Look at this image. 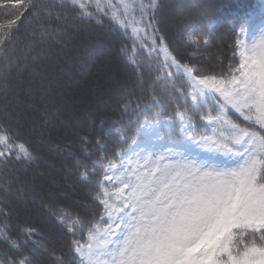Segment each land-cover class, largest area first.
Wrapping results in <instances>:
<instances>
[{
	"label": "trees",
	"instance_id": "obj_1",
	"mask_svg": "<svg viewBox=\"0 0 264 264\" xmlns=\"http://www.w3.org/2000/svg\"><path fill=\"white\" fill-rule=\"evenodd\" d=\"M259 2L156 0L144 23L154 44L163 40L196 75L229 81L240 31ZM85 12L72 0H0V131L33 157L0 161V264H80L75 243L105 221L106 166L144 120L183 111L202 132L204 117L219 112L210 99L191 101L184 74H168L161 55L140 45L153 46L149 40ZM249 115L230 119L264 138V123ZM231 135L223 125L215 130L222 143Z\"/></svg>",
	"mask_w": 264,
	"mask_h": 264
},
{
	"label": "snow or ice",
	"instance_id": "obj_2",
	"mask_svg": "<svg viewBox=\"0 0 264 264\" xmlns=\"http://www.w3.org/2000/svg\"><path fill=\"white\" fill-rule=\"evenodd\" d=\"M199 84L214 87L237 111L247 109L248 119L255 115L264 123V50H254L241 63L238 86L235 77L230 89L219 81L201 79ZM231 140L235 143L229 147ZM200 141L206 148L227 152L233 145H243L244 164L228 170L162 164L136 175L134 181L128 178L127 202L133 213L120 216L127 235L111 264H264V138L233 126L224 144L210 137ZM13 153L21 162L33 159L24 144H16L10 134L0 135V161L6 164ZM116 198H122L119 190ZM104 204L111 219L113 206L107 200ZM90 240L86 250L77 248L84 257L80 264H101L105 240L98 234L90 235ZM249 240L250 245L245 243Z\"/></svg>",
	"mask_w": 264,
	"mask_h": 264
},
{
	"label": "rangeland",
	"instance_id": "obj_3",
	"mask_svg": "<svg viewBox=\"0 0 264 264\" xmlns=\"http://www.w3.org/2000/svg\"><path fill=\"white\" fill-rule=\"evenodd\" d=\"M156 0H79L84 5V9H89L90 16H108L112 18L121 28L126 29L139 42L146 39L151 43H156V35L149 36L144 23V18L148 20L149 12H152ZM259 4L254 10H251L246 17L245 23L240 31L237 57L239 65L235 69L233 77L229 81L221 80L215 77L198 76L195 68L190 65L180 63L176 64L166 43L161 40L153 46H145L148 52L161 55L166 66L168 74L182 73L189 81L192 89L189 92L190 99L195 105L211 100L219 112L216 115L204 117L205 128L202 132L197 130V126L192 118L185 112L180 111L176 118L158 117L155 120L145 119L142 126L137 131V138L132 145L125 151L118 152V159L107 164L103 175V188L101 203L104 206L102 219L105 220L96 225L95 230L88 235L86 242L78 241L75 243V249L80 257L84 259L77 248L87 249L90 235L98 234L102 240H105V254L100 257L101 264H111L118 256L117 245L123 244L124 225L120 221V216L132 214L133 209L128 206L127 197L130 187H126L130 181L135 180V176L147 173L150 169L157 168L162 164L185 163L199 167L201 170H228L237 168L244 164L246 157L243 156V145H234L232 152L222 151L215 148H206L202 138H211L212 142H219L215 137L217 126H226L231 134L233 126L235 129L243 132H251L240 125L231 122L230 113H240L231 104H228L225 97L217 92L214 87L199 84L201 79L209 81H219L230 89L233 84V78H236L237 86L240 78L241 63L245 62L253 55L254 50L259 52L264 49V31L256 28L257 25L264 24V0H259ZM144 11L146 17H143ZM154 27V26H153ZM155 28V27H154ZM135 54L133 53V56ZM173 56V57H172ZM191 69V73L185 69ZM183 118V119H181ZM255 138L259 139L256 133ZM0 135H8L0 131ZM245 139H248L246 136ZM235 143V141L233 140ZM16 144H21L15 142ZM19 151L18 149L16 150ZM15 155V153H13ZM123 181V183L121 182ZM122 194L121 199H117V192ZM107 200L112 205V215L109 218L104 201Z\"/></svg>",
	"mask_w": 264,
	"mask_h": 264
},
{
	"label": "bare ground",
	"instance_id": "obj_4",
	"mask_svg": "<svg viewBox=\"0 0 264 264\" xmlns=\"http://www.w3.org/2000/svg\"><path fill=\"white\" fill-rule=\"evenodd\" d=\"M262 10H264V8H263ZM256 28H259V30L264 31V24H263L262 26L257 25ZM172 57H173V56H172ZM173 59H174V61L176 62V64H179V63L176 61L175 57H173Z\"/></svg>",
	"mask_w": 264,
	"mask_h": 264
}]
</instances>
